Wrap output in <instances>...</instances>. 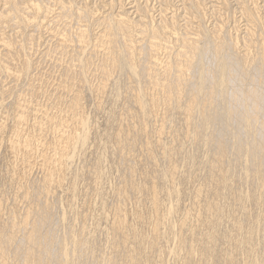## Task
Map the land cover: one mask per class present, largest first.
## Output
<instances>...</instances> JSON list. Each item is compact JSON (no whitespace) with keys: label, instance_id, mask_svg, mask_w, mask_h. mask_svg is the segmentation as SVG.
Listing matches in <instances>:
<instances>
[{"label":"bare ground","instance_id":"1","mask_svg":"<svg viewBox=\"0 0 264 264\" xmlns=\"http://www.w3.org/2000/svg\"><path fill=\"white\" fill-rule=\"evenodd\" d=\"M194 1L192 0L193 3L191 2V5L195 7L193 11L202 14L201 2L195 3ZM0 3L2 4V9L0 10V115L5 118L4 120H10L6 124L7 126L4 123L0 124V149H5L4 147L1 148L4 145L5 147L8 146V150L5 149V152L0 150L1 156L3 155L2 153L6 155L8 152L7 156L3 157L5 158L3 159L4 161L0 159L3 161L2 164L0 163L2 166L0 167V179H3L2 177L7 178L9 183H13L16 180L19 183H27V176L29 174L28 177L31 176L30 172L33 170V166L40 159L38 167L40 177L39 179L36 178L37 172L34 173L36 177H33L37 181L39 180L37 186L41 190L39 194L34 192V194H37L35 205H33L34 199L32 202L28 201L33 206L30 204L32 207H29L20 215L21 213L18 210L20 208L17 204H13L15 200L13 202L10 200L12 205L8 204L7 197L9 198V196L7 192L10 190L5 191V185L4 189L0 188V264H264V140H262V136H264V117H260L262 114L259 115L262 118L260 122V119L257 120L259 117L256 114L258 108L261 107L257 104L263 101L264 92L260 90L262 86L260 89L256 86V89H248L255 84H248L250 81L247 82L246 79V84L250 86L246 90H242V93L237 90L241 87H237L238 84L235 85V81L243 82L240 86L246 88L244 86L245 80L241 79L243 74H238L239 71H237L236 76L234 75L235 77L232 75L236 71L233 73L231 65L234 61L231 60L232 57L229 60V56L236 54L235 57L237 59L234 57L233 60H238L239 57L245 59L249 52L252 55L251 50H248L251 45L255 44L254 42V44H251L252 38L245 45L247 46L248 44L247 52L244 51L245 54H238L239 50L237 49L239 47L235 48L239 45V39L233 40V34L231 36L228 35L230 40L232 38L231 43L228 38L224 39H228L229 41H227L231 46L233 45V49L237 50L236 53L233 52L234 50L232 51L234 55H231L230 51L231 54L228 56L226 54L229 52L228 45L227 52H224L223 48L228 42L226 43L223 39L224 46L223 42H221L222 34L219 33L222 30L224 31L222 24L219 26L218 23L215 28L213 27L215 29L214 32L209 31L207 35L203 34L199 28L200 26H187L189 29L185 32L186 34L181 35V40L179 39L182 44L180 43L181 47L180 51L177 52L178 56L176 58L178 59L176 61L179 58L184 59H181V62L176 65H171V62V64L161 66L163 62L161 63L158 59V54L161 43L168 36L165 37V35L173 33L174 35L176 34L177 38L178 27L176 20L172 16V20L167 19V21H161L156 25L153 23L155 21L152 20V13L150 14L146 10L147 8H144L141 18L136 21L130 16L132 11H127V8L121 5L119 12L104 20L101 19L102 21L100 20L101 26H104V32L96 39L91 38L93 36H90L92 31L89 32L88 28L91 18L88 21L82 19L83 23H86L85 25L88 23L87 27H84V25H76L79 28L71 27L76 30H67L64 27L65 31H60L59 34H56L58 35V47L67 49L73 43H77L78 45H76L83 47V49L85 46L92 45V43H94L95 47L98 44V40L101 38L102 41V37L106 36L105 39L108 38L107 42L109 41L110 43H106L108 47L110 45L107 48L111 51L108 50L110 55L106 54L110 56L109 61H107L108 59L106 60L108 63L105 62L106 57L103 58L104 63H106L103 65L104 69H101L104 74L102 72V75L100 74L101 77H105V80H103V77L101 79L103 80L101 81L103 86L99 85V91L96 89L98 86L94 88L95 97L101 99V103H98L94 98L96 100L94 102L97 103H95L96 108L93 107V109L103 112V116H101L102 119L105 117L106 124L104 123L105 125L101 127L102 120L99 121L100 118L96 117L95 112L93 111L94 113H92L93 109L89 110L90 108H88L90 102L88 88L92 84L90 86L91 82L88 80L90 75H86L89 71L85 72L88 66L85 68L86 62L84 63L82 53L80 56L71 57L73 60H70L71 62L69 61L68 66L66 65V68H64V70L66 69V74L64 75V72H62L64 77L61 75L62 82L58 86V96L53 101V103L55 102L53 109L57 111L53 110L54 113L56 114L59 110H62L61 107L66 102L64 100L65 93L69 91L73 94V97L70 96V102H67L66 113H63L65 112L64 109L62 112L59 111L60 116L61 113L63 115L66 114L67 118L64 120L63 115L60 117L66 123L63 124L64 129L59 126L62 127V130L58 127L60 131H57L55 119L59 117L55 118L51 109V114L46 113L42 118L40 117L39 123L37 121L38 125H35L37 128L32 125L34 120L32 118H35L37 109H39L37 108L38 100L40 96H46L42 94L43 91L45 92L43 89L47 87V85H44L45 87L43 88V77L40 75L41 79L38 77L39 75H35L36 78L33 77L35 79H31V81L29 78H32L33 74L28 78L31 81L29 83L25 79L28 85L26 83L24 88L29 86V91L27 90L28 92H25V94L29 95H26L29 100L23 101L25 99L23 97L24 99H21L23 102L18 101L20 99L17 100V96L15 97L14 93L22 92L23 88L21 85L24 83V79L20 85L22 89L18 88L21 92H18L19 90L14 91L16 84H13V82L20 84L19 81L21 80L19 78L21 79V77L30 74L32 68V72L34 69L36 70L35 66L37 63L34 65L32 61L35 57L32 56L33 58H31L34 40H36L35 32L42 29V27H49V23L52 21L53 23L61 19V21L63 19H68L69 21L76 14L74 0H59V7L56 11L53 10L52 5L45 3L44 0H26L25 2L0 0ZM112 5L115 6L114 4ZM255 9L254 11L247 8L243 10L244 17L248 21L247 38H244L246 41H248L249 35H256L253 30H258L259 28L257 27L264 24V17L262 19ZM82 10L77 13L83 14ZM95 10L86 7L82 17L86 14H90L93 17L98 12ZM52 14H54L52 16L53 19L49 20ZM80 16L81 14L79 16L76 15L74 18H81ZM201 20L203 19L201 18ZM81 22L79 21L77 24L80 25ZM6 24L8 27L11 24V28H15L13 29L16 32L12 33L16 35L25 33L24 37L27 38L29 43L19 40L22 35L17 37L11 34L6 35V32L3 33V29L7 27ZM2 27L4 28L1 29ZM31 27H35L34 31H32L33 33H27L26 29ZM36 28L37 30H35ZM137 28H140L139 34L137 33L138 31H135ZM261 28L263 27H260L259 32H262V38L258 35L259 32H255L261 38L258 42V44L260 42L261 44L260 46L257 44L259 47L256 50L259 48L260 51L256 52L254 59L259 58V56L256 57L259 53L263 64L255 59L260 66L262 64L261 71L256 70L263 72L261 75H264V28L262 29L263 31H261ZM204 33H207V31ZM210 33L213 34H211L212 40L219 39L221 42H219L220 46L218 47L216 46L217 44H214L217 47L216 52L213 51L215 49L212 50L215 53V55L213 54L215 56L213 59L217 60V63H215V67L216 65L217 67L212 70L213 67L208 65L212 68L211 70L207 69V73L203 71L205 72L204 76L198 69L200 74H197L201 77H197L193 80L194 82H191L193 83V90L188 91V96L185 94L187 92H184V95L188 97V99L184 98V100H187L184 104L182 102L183 95L181 96L184 88H181L185 84L184 81L189 78L186 71H190L189 69L193 68V63L204 62L205 57L202 58L203 55L201 53L207 51L205 47H208V52L210 51L209 44L206 42L207 45L203 46L204 44L201 43L205 50L202 49L200 53L202 57H198V51L201 48L198 47V43L202 42L201 39L205 36L208 37ZM224 36L227 37L225 34ZM207 37L206 40L210 38L207 39ZM26 38L24 39L26 40ZM210 40L209 43L211 44ZM146 42L149 46L146 45ZM249 44L251 45L249 46ZM145 45L147 48L150 47L149 53L147 52L146 54L143 53ZM79 48L77 47L75 50L77 51ZM92 49L93 47L87 53L93 51L94 56L96 52H94L95 49ZM212 51L207 52V54L210 56ZM220 51L224 52L228 57L224 58L226 56L223 55L224 57L219 58L220 60L218 61L216 58L221 57ZM74 54L76 53L74 52ZM74 54L72 53L71 55ZM88 56L85 60L88 59ZM93 56H89V58L92 60ZM199 58L201 60L198 61ZM210 58L208 59L212 61L213 59L211 60ZM247 59L246 61H248ZM182 60L186 64H182ZM246 61L241 60V63ZM209 62L205 63L208 64ZM249 62L252 61L249 60ZM205 63L204 65H206ZM196 65L194 67H196L195 70L198 72L197 67L200 64L199 66ZM257 65H253V67ZM99 66L100 68L102 67L101 65ZM162 67H164V76L169 73L168 77L170 75L173 76L170 71L178 70V78L176 76L178 72L174 71L178 81L172 83L173 81L171 80L172 82L169 81L171 82L169 83L167 80V83L164 81L165 84H160L158 77ZM121 70H125V76L122 71L123 73L119 74L123 76L117 81L116 78L118 77H116L115 81H113L112 72H120ZM183 70L188 75L187 78H185ZM243 71L247 73L246 68L245 70L243 68ZM114 74H117V72ZM192 74L194 75V73ZM1 76H6L5 79L8 77V80L12 78L13 82L10 83L14 87L8 88L11 85L8 82L6 83L7 80L2 82ZM195 76L197 75L195 74ZM206 76L210 77L212 81H215L213 79L217 77L214 82L217 83L216 86L210 79L214 85L209 82L211 87H206L204 84L209 81ZM248 76L246 77L248 78ZM112 78L113 87L111 88L109 84L112 82L108 83L107 81ZM170 78L168 79L170 80ZM261 78L264 77H256V80H261ZM188 80L191 81L190 78ZM230 80L231 82L234 81L233 83L237 87L235 91L240 92L235 96L231 93L233 98L241 103L243 101L242 97L248 100L245 104L244 99L245 105L241 104L246 106L244 108L246 111L243 114L244 109L241 108V110L243 109L241 111L243 115L240 116V112L238 113L241 118H239L238 126L231 128L235 125H228L229 132L227 133L226 131L228 130L225 131L223 128L222 134L225 131L227 135L223 134L220 140H218L219 137L216 140L213 137L212 130L220 122L226 123L230 114L233 115L231 119L236 118V110L238 112L240 109L235 107L236 110L232 109L235 111L232 113V107L230 106V113L224 106L225 110H222L224 108L221 104H225L224 94L228 91H225V89L229 87L227 85ZM253 80L254 78H252ZM263 82L261 80L260 83L262 84ZM3 83L9 86L7 87ZM45 83H47V80H45ZM19 84L16 86L19 87ZM186 84L188 83L186 82ZM109 86L111 88L109 92L112 91V94L109 93L110 96L108 95V99H106L108 102L106 101L107 103L105 102V104L104 98L108 94ZM156 87L162 88L164 90L163 94H165L162 102L164 101L165 103H163L166 104L167 110L165 111L167 113H164L163 117L158 114L162 98H156L152 91H149L150 89L154 91ZM56 89L57 87L55 91H57ZM187 89L189 90V88ZM235 91L232 90L231 92L234 94ZM46 93L47 91L44 94ZM92 93L93 91L90 94L94 96ZM227 93L229 98L231 96L230 92ZM25 94L23 93L22 95L25 96ZM12 95L18 102L13 101ZM214 95H218L219 98V108L216 106V109L213 107V104L217 103V98L214 100ZM19 96L21 97V95ZM6 97L12 98L10 109L7 106L9 104L5 101ZM227 97H225L226 100ZM230 98L228 102L232 101V97ZM91 99L93 104V98ZM4 101L5 104L7 103V109L4 107ZM39 102H41V98ZM247 103L250 104L248 108L247 105L249 104ZM226 104L228 105L229 103L226 102ZM238 106L239 104L237 108ZM49 107L51 108V106ZM162 107L164 106L162 105ZM263 108H260L259 111ZM98 111L97 113H99ZM196 119H199V121ZM9 122H12L13 125H9ZM99 122L101 126L98 124ZM5 123L7 122L5 121ZM58 125H61V123H58ZM8 126H11V128L9 127L11 131L7 129ZM219 126L215 130L221 128ZM255 127L258 128L259 132ZM35 128L42 132L41 135L44 134L41 136L42 140L37 139L42 141L41 145L39 144L42 150L41 147L38 148L39 145L36 142L35 137L37 135L35 133L37 130ZM15 129L20 130L18 131L19 134ZM253 131L261 135L262 141L260 138L256 140L260 135H257L255 139L253 138L252 140L255 141L252 143L250 139V143L247 141L248 139L246 140L248 143L243 141L245 140L243 135H251ZM236 132L239 134L237 135ZM7 133L10 136L11 134H16L15 138L12 137V139H8L5 142L6 136H9ZM94 133L97 135H92ZM253 133L256 134L255 132ZM6 143L8 144L6 145ZM38 150H41V152L39 153ZM20 154L23 161L21 160L20 165H17L16 162L19 160L16 161L14 158H17ZM90 156L93 159H90ZM122 161L124 162L121 163ZM122 165L123 167H121ZM2 183H0L1 187L3 186ZM37 186L35 185V188ZM9 187L7 186L8 189H10ZM11 188L13 190V187ZM10 193L13 192L10 191ZM61 193L63 198L60 199L58 195ZM31 195H29V198ZM14 198L17 199L18 197ZM55 198L58 200L56 204ZM26 201L27 199H24L23 205L27 203ZM58 207L62 212V215L59 214L61 219H59V216L57 219L55 214L54 216L56 217L55 219L61 220L62 223L60 224L63 227L62 229L59 228V230L61 229L63 232L62 234L60 233L61 236L59 234L58 238V235L55 237L56 233L54 234L55 239L57 238L54 244L53 239H51L52 233L50 234V232H53L51 230L56 227L54 224L57 221L52 219V215ZM50 218L52 222L55 221L53 222L54 228L46 226L49 225ZM59 222L57 223L59 224ZM42 223L45 225H42ZM57 223L56 225L59 227ZM48 228L52 229L48 230ZM19 237L23 240L21 244L19 243L21 240H18Z\"/></svg>","mask_w":264,"mask_h":264},{"label":"rangeland","instance_id":"2","mask_svg":"<svg viewBox=\"0 0 264 264\" xmlns=\"http://www.w3.org/2000/svg\"><path fill=\"white\" fill-rule=\"evenodd\" d=\"M19 1H22V2H25L24 0H19ZM45 1V3H49L50 5H52V8H53V10H55L56 11V9L59 7L58 5V3H59V0H57V2H55L56 0H51V2H50V0L49 1H47V0H44ZM81 1V2H80ZM121 1V2H120ZM188 1V2H187ZM194 1V0H193ZM204 1V2H203ZM226 1V2H225ZM240 1V2H239ZM255 1V2H254ZM258 1V2H257ZM166 2V3H165ZM185 2V3H184ZM191 2H192V0H74V3H75V6H76V11H75V16L73 15L72 16V18H70L69 19V21H68V19L66 20V19H63V21H61V20H58V22L56 21V23L54 22L53 23V21L52 22H50L49 23V27H47L46 26V28L45 27H42V29H40L39 31L37 30V28L35 29V30H37L36 32H35V34H36V40H34L35 41V43H34V49L32 50V52H31V58H33L32 56H34L35 58H33L32 59V61H33V63H34V65H36V63H37V65L35 66L36 67V70L34 69V73L30 70V74H28V75H26V76H28V77H26V76H23V77H21V79L19 78V80H21V81H19L20 82V84L17 82V83H14L13 82V80H11V79H9L8 80V77H7V79H5L6 78V76L4 77V76H1V80L3 79V81L2 82H4V81H6V83L8 82L9 83V85H11L12 83H10V82H13V84H16V85H18L19 84V87H17L16 85H15V88H14V91L16 92V90H19L18 88H20V90L22 89V92H23V90H24V94H25V92L27 93L28 91H29V86H27V88H24V87H26V83H27V81H28V83L29 82H31L33 79H35L36 77H35V75L37 76V75H39L38 77H40L41 78V76L43 77V79H42V81H44L43 82V88L47 85V87H46V89H43V90H45V92L47 91V93L46 94H44L45 92L43 91V95H46V96H40V98H41V102H39L40 101V98H39V100H38V104H37V108H39V109H37V114L35 115V118H32V119H34L32 122L33 123H35V124H33L32 122V125H34V127H36L35 125H38L37 124V121H38V123H39V121L41 120L40 119V117L42 118L43 117V115L44 114H46V113H52L51 111H50V109L53 111V110H55V109H53V107H54V105H55V102L53 103V101H55L56 99L55 98H57V96H58V86H60V82H62L61 80H62V77H64V75L66 74L65 72H66V69L64 70V68H66V65L69 63V61L70 60H73V59H71V57L73 58L75 55L76 56H80L82 53H83V56H84V63L86 62V64H85V68H86V66H88L86 69H85V72H87V70L90 72H87L86 73V75L87 76H89V78H88V80H89V82H91L90 83V86H91V84H92V86L90 87V88H88L89 89V100H90V102H89V106H88V108H90L89 110H92L93 109V107H95L96 108V106H95V103H97V102H94V100L96 99L97 101H98V103L100 102L101 103V99H99L98 97H95L96 95V93H94V91H95V89L94 88H96L97 86V91H99L98 89L100 88V86L99 85H101V86H103V82L101 83V81H103V80H105V77H103V80H101L102 79V77H101V75H102V73L104 72V71H102L103 69H104V67H103V65L104 64H106V63H108L107 61H109V59H110V56H108V55H110L109 54V51H111V50H109L108 48L110 47V45H109V47H108V44H110L109 43V41L107 42V40H108V38L107 39H105V37H102L103 39H102V41H101V38H100V40H98V44L94 47V43H92V47H93V49H95V51L94 52H96L95 53V55L93 56V51H91L90 53H87V52H89V50H91V46L90 45H88L87 47L85 46V48L83 49V47H81V46H77L78 44L77 43H73V45L72 46H70L69 48H67V49H65V48H60V47H58L59 45H58V41H57V36L58 35H56V34H59L60 33V31L62 32V31H65V28L68 30V29H72L73 27L74 28H79L78 26H83L84 25V27L86 26L87 27V25H88V23H87V25H85L86 23L84 22L83 23V20L84 19H86L87 21H88V19L89 18H91L90 20H89V25L91 26H89L88 25V28H89V32H91V35L90 36H92L91 38L92 39H96V37H98V36H100L103 32H104V26L102 25L101 26V23H100V20L102 19V20H104L105 18H108V17H110L111 15H114V14H116L117 12H119V10H120V7H121V5L124 7V8H127V11H129V12H131V18L133 19V20H139L140 18H141V16H142V14H143V12H144V10L146 9V10H148L149 11V13L151 14V16H152V20H154L155 22H153L154 24H159L161 21L162 22H164L165 20L167 21V19H170V20H172L171 18L173 17L174 18V20H176V23H177V27H178V33H177V38H176V34L174 35L173 33H167L166 35H165V40L163 41V42H165V43H161V46H160V48H159V54H158V59L160 60V62L162 63V65L161 66H166L167 64H171V62H172V64L171 65H176V64H179L180 62H181V59H184V58H179V62L178 61H176L178 58H176L178 55V51H180V45L182 44V42H179L180 40H181V35H183V34H186L185 32H187V30L189 29V27H187V26H192V27H196V26H200L199 28H200V30L203 32V34L205 35H207L208 34V32L209 31H211V32H214V30L215 29H213V27L215 28L217 25H218V23H219V26L221 25V26H223L222 28L224 29V31H223V33L227 36V37H225L224 36V34L222 33V31L221 32H219L220 34H222L221 35V42H223V39L224 38H228V35L229 36H231L232 34V38H233V40H238L239 41V45L235 48V49H237L238 47H239V49H237V50H239L237 53L238 54H240V53H243V54H245L244 53V51L245 52H247L246 50L248 49L247 48V46H248V44H247V46H245L246 45V43H248L249 42V40H250V38H252L251 39V44H254V45H251V44H249V46L251 45V48L250 49H248V50H251V53H252V55L250 54V52H249V54L247 55V58H245V59H241V57H239V59L238 60H242V61H246V59L249 61H252V62H249L248 63V61H246V62H243V63H241V60L240 61H238V60H233V58L237 55H234V53H236V51L237 50H234L233 49V45L231 46L230 45V43H231V40H232V38H231V40H230V38H228L229 40H230V43L228 42L229 40L228 39H224L225 40V42L227 43L226 44V46H225V43L223 42V44H224V46L225 47H223L224 48V52H227V50L229 51V52H227L226 54L229 56V54H231L232 53V51L234 52V53H232L231 55H234V56H229V60H230V57H232V61H234V62H230L232 65V68H233V73H235V71H236V73L235 74H232L233 76L235 75H237V71H239L238 72V74H240V75H242L243 74V76H241V79H246L247 80V82L248 81H250V82H248V84L250 83L251 85H254L253 87L252 86H248V84H246L247 82H246V80L244 81V86H246V88H244V87H242V86H240L242 83L240 82L239 83V81L238 82H236L235 81V85L236 84H238V86L237 87H241V88H238L237 90H240V92L242 93V90H246L248 87V89H250V88H255V86L258 88V89H260L261 88V86H262V88L260 89L261 91L263 90V92H264V78H261V80H262V84L260 83L261 82V80L259 81L258 79L256 80V77H264V75H261V73H263V72H258V70L259 71H261L260 70V68L262 67V64H263V60L261 59V56H260V54L258 53V55H256V57H258L259 56V58H255V59H257L258 61H260V63L262 62V64H261V66H260V64H259V62L256 60L255 61V59H254V57H255V54H257L256 52L258 51H260V49L258 48L257 50H256V48L257 47H259L260 46V44H261V42H260V44H258V42L260 41V39L262 38V36H261V33L259 32L260 30V27H263L264 28V24L263 25H261L260 27L258 26L257 28H259L258 30L256 29L255 31L253 30V33L254 34H256L257 35V33H255L256 31L257 32H259L258 33V35H260V37L257 35H249L248 37V41H246L245 39L247 38V34H246V29H247V26H248V21L245 19V17H244V13H243V10H244V8H247V9H249V10H251L252 9V11H254V9H255V11L258 13V15L263 19V17H264V0H195L194 2L196 3V2H201V5H202V14H200V13H196L195 11H193V10H195V7L194 6H192L191 5ZM246 2V3H245ZM81 3V4H80ZM107 3V4H106ZM145 3V4H144ZM148 3V4H147ZM193 3V2H192ZM226 3V4H225ZM230 3V4H229ZM54 4V5H53ZM86 4V5H85ZM112 4H114L115 6H113ZM118 4H120V5H118ZM184 4V5H183ZM210 4V5H209ZM217 4V5H216ZM239 4V5H238ZM249 4V5H248ZM93 5V6H92ZM102 7H101V6ZM148 5V6H147ZM243 5V6H242ZM134 6H136V7H134ZM147 6V7H146ZM169 6V7H168ZM193 8H192V7ZM224 6V7H223ZM240 6V7H239ZM249 6V7H248ZM254 6V7H253ZM86 7H89V8H92V9H96L95 11L97 12V14H95V15H93V17H92V15H88V14H86V15H84L83 17H82V15L84 14V9L86 8ZM141 7H143V8H141ZM152 7V8H151ZM155 7V8H154ZM251 7H253V8H251ZM138 8H139V10H138ZM145 8V9H144ZM224 8V9H223ZM242 8V9H241ZM263 8V9H262ZM2 9V4L0 3V10ZM78 9H80V10H78ZM83 9V10H82ZM106 9V10H105ZM113 9V10H112ZM143 9V10H142ZM174 9V10H173ZM207 9V10H206ZM81 10H82V12H83V14L82 13H79V14H81V18H79V17H77V18H74V17H76V15L77 16H79V14L77 13V12H81ZM153 10V11H152ZM163 10V11H162ZM229 10V11H228ZM94 11V12H95ZM112 11H114V12H112ZM184 11V12H183ZM197 11V10H196ZM206 11V12H205ZM231 11V12H230ZM238 11V12H237ZM241 11V12H240ZM194 12V13H193ZM198 12V11H197ZM220 12H221V14H220ZM185 13V14H184ZM203 13H204V15H203ZM206 13V14H205ZM241 13V14H240ZM256 13V14H257ZM260 13V14H259ZM191 14V15H190ZM212 14V15H211ZM89 17H88V16ZM160 15V16H159ZM175 15V16H174ZM186 15H187V17H186ZM52 16H54V14H52L51 15V17L49 18V20H51V19H53V17ZM172 16V17H171ZM189 16V17H188ZM198 16V17H197ZM227 16V17H226ZM86 17V18H85ZM88 17V18H87ZM183 17V18H182ZM220 17V18H219ZM229 17V18H228ZM186 18V19H185ZM195 18V19H194ZM201 18L203 19V20H201ZM214 18V19H213ZM83 19V20H82ZM193 19V20H192ZM217 19V20H216ZM65 20V21H64ZM73 20H74V22H73ZM81 20H82V22H81ZM85 20V21H86ZM101 20V21H102ZM188 20V21H187ZM192 20V21H191ZM198 20V21H197ZM237 20V21H236ZM264 20V19H263ZM81 22L80 23V25L79 24H77L78 22ZM86 21V22H87ZM97 21H99L98 22V24H97ZM191 21V22H190ZM218 21V22H217ZM230 21V22H229ZM62 22V23H61ZM169 22V21H168ZM215 22V23H214ZM221 22V23H220ZM83 23V24H82ZM100 23V24H99ZM225 23V24H224ZM7 25V24H6ZM76 25H78V26H76ZM185 25V26H184ZM195 25V26H194ZM227 25V26H226ZM235 25V26H234ZM9 26L10 27H8V25H7V27H5V29H3L4 27H2L1 29H3L4 31H3V33L4 32H6L7 34L6 35H8V34H11V35H14V36H17V37H19L20 35H22V34H20V35H16V34H14V33H12V32H16L13 28H11L12 27V25L11 24H9ZM52 26H53V28H52ZM63 27V28H62ZM65 27V28H64ZM72 27V28H71ZM185 27V28H184ZM6 28H7V30H6ZM9 28H11V29H13V30H11V29H9ZM35 27H31V28H28V29H26L27 31V33H33L32 31H34L33 29H34ZM56 28V29H55ZM87 28V29H88ZM181 28V29H180ZM263 28H261V31H263L262 29ZM32 29V30H31ZM45 29V30H44ZM254 29H255V27H254ZM46 30H48V31H46ZM72 30H76V29H72ZM186 30V31H185ZM11 31V32H10ZM55 33H53V32ZM135 31H138L137 33L139 34L140 32V28H137ZM207 31V33H204V32H206ZM177 32V31H176ZM183 32V33H182ZM137 33H135L136 35H138ZM25 34V33H24ZM22 35V36H20V38H19V40H21V41H24V42H28L29 43V41L27 40V38L26 37H24L25 35ZM41 34V35H40ZM173 34V35H172ZM211 34L212 33H210V35L207 37V36H203L204 38H202L201 39V41L202 42H200V43H198V47L200 48L199 50L200 51H198V57H202V56H200V53L202 52L201 50L203 49V50H205V48H206V52H202L201 53V55H203V57L202 58H204V62H202V63H195V64H197L196 66H199V64H200V66L199 67H197V70L199 69L200 70V73L202 74V76H204L205 75V72L207 73L208 72V70L207 69H210L211 70V68H212V70L213 69H216V67H217V65H216V67H215V63H217V60H215V59H213L215 56V53H213V51L214 52H216V48L218 47V46H220V41H219V39H216L215 41H214V39L212 40V37H211ZM245 34H246V36H245ZM52 35V36H51ZM54 35V36H53ZM173 37H172V36ZM178 35H179V37H178ZM213 35V34H212ZM139 36V35H138ZM137 36V37H138ZM237 36V37H236ZM252 36H254V37H252ZM26 38V40L24 39V38ZM55 37V38H54ZM206 37H207V39L209 38V39H211L210 41H211V44L209 43V39L208 40H206ZM236 37V39H234ZM24 40H23V39ZM39 38V39H38ZM245 38V39H244ZM55 39V40H54ZM166 39H168V40H166ZM180 39V40H179ZM218 40V41H217ZM228 40V41H227ZM102 43H101V42ZM205 41V42H204ZM246 41V42H245ZM23 42V43H24ZM100 42V43H99ZM169 42V43H168ZM209 44L208 46H209V48H210V51H212L213 49H215V50H213L212 51V54L210 55V56H213V57H211L210 58V56H209V54H207V52H208V47H203V46H206L207 45V43ZM212 42H216V43H212ZM220 42V43H219ZM245 42V43H244ZM254 42V43H253ZM106 43H108V44H106ZM170 43H171V45H170ZM181 43V44H180ZM201 43L202 44H204L203 46L201 45ZM206 43V44H205ZM48 44V45H47ZM77 44V45H76ZM163 44V45H162ZM214 44H217L216 46H214ZM222 44V45H223ZM259 46H258V45ZM107 45V46H106ZM146 45L147 46H149L148 44H147V42H146ZM144 46V48H143V53H149V51H150V47H148L149 48V50H148V48H147V46ZM178 45V46H177ZM227 45H228V49H227ZM230 45V46H229ZM255 45H257L256 47H252V46H255ZM75 46V47H74ZM98 46V47H97ZM102 46V47H101ZM105 46V47H104ZM210 46H212V47H210ZM50 47V48H49ZM58 47V48H57ZM79 48V50H80V52H79V50L77 49V51L75 50L76 48ZM108 47V48H107ZM173 47V48H172ZM230 47H232L231 49H230ZM37 48V49H36ZM87 48H89V49H87ZM97 48V49H96ZM167 48V49H166ZM222 48V49H223ZM245 50H244V49ZM247 48V49H246ZM51 49V50H50ZM61 49V50H60ZM64 49V50H63ZM92 49V50H93ZM145 49V50H144ZM173 49V50H172ZM36 50H38V51H36ZM68 50V51H67ZM109 50V51H108ZM34 51V52H33ZM71 51H73L72 53L74 54V52L76 53V54H74V55H71L72 53H71ZM82 51V52H81ZM84 51V52H83ZM107 51H108V53H107ZM168 51V52H167ZM209 51V52H210ZM230 51H231V53H230ZM37 52V53H36ZM39 52V53H38ZM61 52V53H60ZM208 52V53H209ZM224 52H221L220 51V55H221V57H218V58H216V59H218V61L221 59V58H223L224 56L223 55H225L226 57H224V58H227L228 56L224 53ZM42 53H43V55H42ZM49 53V54H48ZM65 53V54H64ZM71 53V54H70ZM175 53V54H174ZM223 53V54H222ZM254 53V54H253ZM33 54V55H32ZM62 54V55H61ZM92 54V55H91ZM106 54H108V55H106ZM205 54H206V56H205ZM214 54V55H213ZM47 55V56H46ZM87 55H89V56H93L94 58H92V60L94 61V62H90V61H92L90 58H89V56H88V59H86L85 60V58H87ZM170 55V56H169ZM108 56V57H107ZM208 56V57H207ZM252 56V57H251ZM104 57H106V59H105V62L106 63H104ZM180 57V56H179ZM207 57V58H206ZM251 57V58H250ZM40 58V59H39ZM208 58H210L212 61H210ZM220 58V59H219ZM254 60H253V59ZM60 59V60H59ZM69 59V60H68ZM108 59V60H107ZM235 59H237L236 57H235ZM37 60V61H36ZM40 60V61H39ZM88 60H90L89 61V63L91 64H89L88 63ZM107 60V61H106ZM195 60H196V58H195ZM199 60H201V58H199L198 59V61ZM206 60V61H205ZM215 60V61H214ZM176 61V62H175ZM197 61V62H198ZM210 61V62H209ZM236 61H238V62H236ZM44 62V63H43ZM71 62V61H70ZM178 62V63H177ZM185 61L184 60H182V64H186V63H184ZM205 62H209L208 64L207 63H205ZM39 63V64H38ZM175 63V64H174ZM204 63L207 65V67H205L206 65H204ZM211 63V64H210ZM214 63V64H213ZM256 63V64H255ZM87 64H89V65H87ZM195 64L193 63V68H191V69H189L190 71H188L187 69V71H186V73L189 75H187L185 72H184V70H183V72H184V76H185V78H187V76L190 78V80L191 81H189L188 79L189 78H187V80H183L184 81V83L186 84V82L188 83V84H184L183 86H182V88L181 89H183V91H182V94H181V96L183 95V100H182V102H184V104H185V101H187V100H184V98L185 99H188V91L190 92V90H193V83H191L193 80H195L197 77H201L200 75H198L197 73H199V70H198V72L195 70L196 69V67H194L195 66ZM202 64V65H201ZM245 64H246V66H245ZM257 64H259V65H257ZM99 65H101L102 67L100 68V66ZM208 65H211L212 67H210V66H208ZM214 65V66H213ZM236 65V66H235ZM247 65H249V66H247ZM252 65V66H251ZM253 65H257V66H254L253 67ZM68 66V65H67ZM204 66V67H203ZM235 68H234V67ZM34 67V66H33ZM34 67V68H35ZM249 67V68H248ZM256 67V68H255ZM237 68V69H236ZM241 68H242V71H243V68H244V70H245V68H246V70H247V73H244V71L242 72L241 71ZM252 68H253V70H252ZM255 68V69H254ZM76 69H77V67H76ZM100 69V70H99ZM102 69V70H101ZM164 67H162V69L160 70V75H159V77H158V79L160 80L159 82H160V84H165V83H167V80H168V82L169 81H171L172 83H174L175 81L177 82L178 81V79H176V76H177V78H178V75H179V71L177 70H173V72L175 71L176 73H177V75L175 76L174 74H176L175 72L173 73L172 71H170V73H172L173 74V76L172 75H170V77H172V78H170V77H168L169 75V73L168 74H165V76H164ZM195 71H194V70ZM256 69H258V70H256ZM255 70V71H254ZM124 73H123V72ZM194 71V72H193ZM203 71H205V72H203ZM254 71V72H253ZM32 72V73H31ZM62 72H64L63 74H62ZM102 72V73H101ZM115 72H117V74H114ZM114 73L112 72V77L114 78V80H113V78L111 79V80H108L107 82L108 83H110V82H112V83H110L109 85H111V88L113 87V81H115V78L116 77H118V78H116V81L117 80H119L120 79V77L121 76H125V70H121L120 72L119 71H115ZM196 72V73H195ZM246 72V71H245ZM249 72V73H248ZM257 72V73H256ZM119 73H123V75L121 74H119ZM192 73H194V75L192 74ZM199 73V74H200ZM250 73H251V76H250ZM255 73V74H254ZM260 73V75L258 76V74ZM34 74V76H32ZM47 74V75H46ZM101 74V75H100ZM104 74V73H103ZM115 75V77H114V75ZM161 74H163V75H161ZM183 74V73H182ZM193 76H192V75ZM195 74L197 75V76H195ZM41 75V76H40ZM61 75H62V77H61ZM118 75V76H117ZM168 75V76H167ZM245 75V76H244ZM247 75H249L248 76V78L246 77ZM252 75H253V77H252ZM255 75V76H254ZM29 76L31 77L32 76V78H29ZM105 76V75H104ZM183 76V77H184ZM216 76V75H215ZM214 76V77H215ZM234 76V77H235ZM33 77H35V78H33ZM37 77V78H38ZM193 77V78H192ZM244 77V78H243ZM246 77V78H245ZM28 78L31 80H28ZM111 78V77H110ZM163 78V79H162ZM167 78V79H166ZM168 78H170V80L168 79ZM175 80H174V79ZM249 78H251V79H249ZM252 78H254V80L252 81ZM24 79V80H23ZM25 79L27 80V81H25ZM48 79H49V82H48ZM122 79V78H121ZM199 79V78H198ZM206 79H208V80H205V81H208V83L207 82H205V86L206 87H208V88H210L211 87V83L213 82H215L216 81V79H217V77H216V79L214 78L213 80H215V81H212V79L210 78V77H207L206 76ZM210 79H211V81H210ZM11 80V81H10ZM24 81V83H23V81ZM45 80H47V83H45ZM91 80V81H90ZM113 80V81H112ZM58 81V82H57ZM163 81V82H162ZM164 81H165V83H164ZM241 81H243V80H241ZM253 83H252V82ZM256 81V82H255ZM171 82H169V83H171ZM175 82V83H176ZM190 82V83H189ZM194 82V81H193ZM209 82H211L210 83V85H209ZM234 82V81H233ZM233 82H231V80L230 81H228V85L227 86H229L227 89H225V91L226 90H228V91H224L225 92V96H224V103L225 104H221L222 106H223V108H224V106L226 107V110H228L229 112H230V108H231V111H233L234 109H235V107H236V109H239L238 110V112H237V110H236V118L234 117V119L232 120L231 119V117H233V115L232 114H230L229 116V118H228V120H227V122L226 123H219L216 127H218L219 125V127H221V128H218V130H215V128L212 130V133L214 134L213 135V137L217 140L218 138L217 137H219V139L218 140H220V138H222L221 137V135H227L226 133L227 132H229V130H228V128H229V126L228 125H235V126H233V127H231V128H236V125L238 126V124H239V120L241 119L240 118V116H242L243 114H244V112L246 111L244 108L246 107V106H243V105H241V104H244V99L245 98H241V99H243V101H242V103L238 100V102H237V100L235 99V98H233V96H235V95H238V93H240L239 91H235L236 90V86L234 85V83ZM6 83L4 84L3 83V85H6ZM23 83V84H22ZM28 83H27V85H28ZM45 83V84H44ZM58 83V84H57ZM60 83V84H59ZM94 83V84H93ZM209 85H207V84ZM212 83V85H214L215 84V86H216V84L217 83H214L213 84ZM232 83V84H231ZM257 83V84H256ZM258 83H260V84H258ZM22 84V85H21ZM8 84L6 85L7 87L9 86ZM20 85H21V87H20ZM45 85V86H44ZM108 85V84H107ZM187 85H190V86H187ZM231 85V86H230ZM260 85V87H258ZM184 86H186L187 88H189V90L186 88V87H184ZM214 86V87H215ZM226 86V87H227ZM233 86H235L234 88H233ZM11 87H14V85L12 86H10V87H8V88H11ZM48 87H49V89H48ZM54 87V88H53ZM57 87V91H55V88ZM213 87V86H212ZM225 87V88H226ZM92 88H93V90H92ZM110 86H109V90H108V94L105 96V98H104V103L107 101L106 99H108V95H109V93L110 94H112V91L111 92H109L110 91ZM203 88H205V87H203ZM13 89V88H12ZM88 89H86V90H88ZM157 89V90H156ZM206 89V88H205ZM256 89V88H255ZM18 91V92H21V91ZM26 90V91H25ZM28 90V91H27ZM49 90V91H48ZM159 90V91H158ZM185 90V91H184ZM187 90V91H186ZM235 91V93L237 92V94H233V92H231V91ZM250 90H253V89H250ZM13 91V92H14ZM91 91H93V95L94 96H92L91 94H90V92ZM96 91V92H97ZM149 91H152V94H154V96L157 98H159V99H161V102H162V100H163V98H165V94H163V89L162 88H160V87H156L155 89H154V91L152 90V89H150ZM155 91H158V92H155ZM14 93V95H15V97H16V99L18 100V99H20V100H18V101H20V102H23V101H25L26 99H27V101L29 100V95L28 94H25V96H23L22 94L23 93ZM54 92V93H53ZM154 92V93H153ZM184 92H187V93H185L186 95H184ZM227 92H230V95H231V93H232V95L231 96H229V98L227 97L229 94L227 93ZM262 92V93H263ZM51 95H50V94ZM69 93H71V92H67V93H65L64 94V100H66V102H65V104L64 105H62V110H59V111H63V109L65 110V112H63V113H66V109H67V106H68V103L70 102V99H71V97H73V94L71 93V94H69ZM151 93V92H150ZM165 93V92H164ZM226 93H227V95H226ZM13 94V93H12ZM17 94V95H16ZM21 95V97L19 96V95ZM41 94V95H42ZM67 94V95H66ZM69 94V95H68ZM160 94V96L162 95V96H164V97H160V96H158ZM14 95H12V97H13V99L15 98L14 97ZM26 95H28V96H26ZM53 95H55V96H53ZM66 95V96H65ZM90 95H91V97H90ZM71 96V97H70ZM110 96V95H109ZM186 96V97H185ZM215 96V98H214V100H216V98H217V103H215V104H213V107L216 109V106L219 108V104H218V95H214ZM217 96V97H216ZM25 99H24V98ZM27 97V98H26ZM50 97H52L51 99H50ZM53 97H54V99H53ZM225 97H227V100H226V98ZM230 97H232V101H229L228 102V99L230 100L231 98ZM263 97H264V93H263ZM10 98V99H9ZM24 99L23 101H21V99ZM43 98V99H42ZM69 98V99H68ZM91 98H93V104H92V99ZM95 98V99H94ZM110 98V97H109ZM6 99H9V100H6ZM31 99V98H30ZM49 99H50V101H49ZM99 99V100H98ZM236 101H235V100ZM263 99V98H262ZM262 99H261V101H262ZM17 100H13L14 102L15 101H17ZM95 100V101H96ZM102 100H103V98H102ZM165 100V99H164ZM5 101L9 104V105H7L8 106V109H10L11 107H10V103H12V98L11 97H6L5 98ZM5 101H4V104H5ZM9 101V102H8ZM11 101V102H10ZM17 101V102H18ZM220 101V100H219ZM246 101L248 102V100L247 99H245V104H246ZM263 101H264V99H263ZM263 101L262 102H259L257 105H259V106H261L260 108H263V105H264V103H263ZM68 102V103H67ZM108 102V101H107ZM106 102V103H107ZM160 102V103H161ZM164 102V101H163ZM161 103L160 104V106H159V110L161 111V108H163L162 109V111L160 112L159 110H158V114L160 115V117H163L167 112L165 111V110H167L166 108L167 107H165L166 106V104H164V103ZM226 102L227 103H229L228 105L226 104ZM238 103L239 104V106H238V108H237V105H236V103ZM240 102V103H239ZM250 102V101H249ZM6 103V104H7ZM37 103V102H36ZM35 103V104H36ZM40 103V104H39ZM105 103V104H106ZM230 103H231V105H230ZM234 103H235V105H234ZM260 103H261V105H260ZM6 104L4 105V107H6V109H7V106H6ZM91 104H92V106H91ZM217 104V105H216ZM244 104V105H245ZM247 104H249V103H247ZM12 105V104H11ZM40 105H41V108H40ZM67 105V106H66ZM94 105V106H93ZM162 105L164 106V107H162ZM215 105V106H214ZM234 107H233V106ZM49 106H51V108L49 107ZM227 106H228V109H227ZM231 106V107H230ZM242 106V107H241ZM250 106V104L249 105H247V108ZM13 107V106H12ZM66 107V108H65ZM60 108V109H61ZM241 108H243L242 110H243V114L241 113ZM246 108V109H247ZM260 108H258V111H256V114H258V116L257 117H259V115H261L260 117H264V115H263V110H264V108L263 109H261V111H259L260 110ZM233 109V110H232ZM46 110V111H45ZM222 110H225V108L224 109H222ZM255 110V109H254ZM50 111V112H49ZM58 111V113H54V111H53V113H52V115L56 118H60L63 114L61 113V116L59 115L60 114V112ZM95 113H94V112ZM97 111H98V109H93L92 110V113H94L95 115H96V117H98V118H100L99 119V121H101L102 120V124L99 122L98 124L101 126V127H103L105 124H106V119H105V117H103V119H102V114H103V112L102 111H98L99 113H97ZM165 111V112H164ZM250 111V110H249ZM43 114H42V113ZM55 112H57L56 110H55ZM235 111H233L232 113H234ZM240 112V116L238 115V113ZM165 113V114H164ZM231 113V112H230ZM1 114V113H0ZM40 114H42L41 116H40ZM59 116H58V115ZM100 114V115H99ZM164 114V115H163ZM64 115H65V117H64ZM63 115V118H64V120H66V114H64ZM102 115V116H101ZM163 115V116H162ZM239 117H238V116ZM1 116V118H2V115H0ZM101 116V117H100ZM257 118V120H259L260 122L262 121L261 119L262 118ZM0 118V124H2V123H4L5 125L6 124H8V121H10V120H4L5 118H2L1 119ZM55 119V121H56V128H58L59 126H62L63 127V129H64V125L63 124H65L66 123V121H64L63 120V118H60V119ZM240 118V119H239ZM37 119V120H36ZM61 120H63L64 121V123H62L63 121H61ZM103 120H104V122H103ZM197 120V119H196ZM236 120V121H235ZM256 120V121H257ZM5 121L7 122V123H5ZM36 121V122H35ZM197 121H199V119L197 120ZM232 121V122H231ZM258 122V121H257ZM260 122H258V123H260ZM58 123H61V125H58ZM105 123V124H104ZM12 124V122L10 123L9 122V125H11ZM13 125V124H12ZM259 125V124H258ZM7 126V125H6ZM11 126H8L7 127V129H9L10 131H11ZM13 127V126H12ZM62 127H59L60 128V130H62ZM99 127V126H98ZM101 127H99V128H101ZM227 129H226V128ZM37 128V127H36ZM35 128V129H36ZM59 128L57 129V131H60L59 130ZM223 128H224V130L226 131V130H228V131H226V133H225V131H224V133L222 134V132H223ZM257 127H255V129H256ZM20 129V128H19ZM102 129V128H101ZM217 129V128H216ZM221 129H222V131H221ZM12 130H13V128H12ZM16 130V129H15ZM20 130H22V129H20ZM20 130H16L17 132L18 131H20ZM37 130V129H36ZM10 131H8L9 133H10ZM14 131V130H13ZM12 131V132H13ZM16 131H15V133H16ZM214 131V132H213ZM216 131V132H215ZM217 131H221L220 132V135H219V132H217ZM257 131L259 132V130H258V128H257ZM239 132V131H238ZM253 132H255L256 133V131H253ZM252 132V136L251 135H243V138H245V140H243V141H245V142H249V139H250V142L252 143V142H254L255 140H252L253 138L255 139L256 137H257V135H260L258 132V134L256 133V134H254ZM14 133V132H13ZM98 133V132H97ZM218 133V134H217ZM237 133V132H236ZM235 133V134H236ZM8 134V133H7ZM18 134H19V132H18ZM20 134L22 135V133L20 132ZM42 134V132H40V130L38 129L37 131H36V133H35V135H37L35 138H36V140L37 139H39V140H42V137L41 136H43V135H41ZM96 133H94V134H92V135H95ZM239 133H237V135H238ZM9 136H6V139H5V142H6V140H8V139H12V137H14L15 138V135L16 134H14V135H12L11 134V136H10V134H8ZM58 135V134H57ZM97 135V134H96ZM216 135V136H215ZM219 135V136H218ZM256 135V136H255ZM40 138H39V137ZM11 137V138H10ZM17 137H18V135H17ZM224 138V137H223ZM259 138H260V140H261V135L258 137V138H256V140H259ZM248 139V140H247ZM39 140H37L36 142H37V144L39 145H41V142L42 141H39ZM247 140V141H246ZM262 140H264V136H262ZM261 140V141H262ZM40 142V143H39ZM247 142V143H248ZM249 142V143H250ZM8 143H6V145H7ZM228 144H230V143H228ZM38 145H37V147H38ZM39 145V147L38 148H40L41 146ZM5 148L6 150H8L7 149V147L8 146H6L5 147V145L4 146H2L1 148ZM5 149H0V150H2V152H5L6 150ZM5 150V151H4ZM41 150H42V147H41ZM41 150H38L39 151V153L41 152ZM1 152V151H0ZM8 153V152H7ZM7 153H6V155H5V153H2L3 155L1 156V153H0V159H5V158H3L4 156H7ZM22 158V156H21V154L17 157V158H14L16 161L17 160H19L18 162H16L17 163V165H20V163L23 161V159H21ZM90 159H93V157L92 156H90L89 157ZM88 158V159H89ZM2 160H0L1 162V164H2V162L4 161H2ZM22 160V161H21ZM39 161H40V159H39ZM39 161L37 162V164L35 165V166H33V170L30 172L31 173V176L30 177H28L27 176V180L26 181H28L27 183L26 182H24V183H19V181L18 180H16L15 182H11V183H9L8 182V180H7V178H4V177H2L3 179H0L1 180V182L0 183H2V181H4V179H5V183L3 182L2 183V187L0 186V188H3L4 187V185H5V191H11V192H13V193H10V191L9 192H7L8 193V196H9V198L7 197V200H8V204L10 203V200L13 202V200H15L14 202H13V204H17V206L20 208V209H18L19 210V213H21L20 215H22L23 214V212H25L29 207L31 208L33 205H35L34 203H36L35 201L37 200V194H39L40 192H41V190H40V187L39 186H37V182H39V180L37 181V179H39V177H40V170L38 171V167H39ZM124 161H122L121 163H123ZM1 164H0V167H2L1 166ZM38 165V166H37ZM78 165V164H77ZM79 165H80V163H79ZM78 165V166H79ZM37 166V167H36ZM82 166V165H81ZM34 167H36V168H34ZM121 167H123V165L121 166ZM124 167H126V165H124ZM38 173L37 175L36 174H34V173ZM86 173H88V172H86ZM37 177H36V176ZM69 175V174H68ZM36 177L35 179H34V177ZM87 176H88V174H87ZM90 176V175H89ZM7 180V181H6ZM31 180V181H30ZM36 180V181H35ZM30 181V182H29ZM35 181V182H34ZM18 182V183H17ZM33 182V183H32ZM9 183V184H8ZM31 183V184H30ZM36 183V184H35ZM12 184H14V185H11ZM16 184H17V186H16ZM20 184V185H19ZM22 184V185H21ZM25 184V185H24ZM33 185V186H32ZM35 185L38 187V189H37V187L35 188ZM39 185V184H38ZM7 186L10 188V189H8L7 188ZM30 186V187H29ZM11 187H13V190H12V188ZM32 187V188H31ZM3 188V189H4ZM6 188H7V190H6ZM35 188V189H34ZM38 191H37V190ZM18 190V191H17ZM35 190V191H34ZM18 192V193H17ZM34 192H38L37 194L35 193L34 194ZM15 195L14 197H18V198H20V200H18V198L16 199V198H14V197H12L13 195ZM33 196H32V195ZM12 195V196H11ZM29 195H31L30 196V198H29ZM28 196V197H27ZM61 196V197H60ZM27 197V198H26ZM31 197H32V199H31ZM22 198V199H21ZM29 198V199H28ZM35 198H36V200H35ZM58 198H63V195H62V193L60 194V195H58ZM24 199L26 200L27 199V203H25V205H23L24 203ZM33 199H34V201H33ZM56 199V198H55ZM28 201H33V205H32V203H30V202H28ZM58 200L56 199L55 200V204H56V202H57ZM17 202H19V203H17ZM20 202H21V204H20ZM58 203V202H57ZM32 206H31V205ZM10 205H12L11 203H10ZM22 208H21V207ZM24 206V207H23ZM17 207V208H18ZM23 209H24V211H23ZM22 210V211H21ZM56 210H58V211H56ZM56 210H54V212H53V217H52V219H54L55 221H57V222H59V224L57 223V222H55V221H53V222H55V226L57 227V225H56V223L58 224V226L59 227H53V222H52V220H51V218L49 219L50 220V222H49V225H46V226H50V227H53L54 229H52V228H48V230H51V231H53V232H50V234L52 233V237H51V239H53V242H54V244L56 243L55 242V240H57V238L59 237V234L61 233L62 234V232L63 231H61V229H62V225L60 224V223H62L61 222V220H57L58 219V216H59V219H61L60 218V216L62 215V212L60 211V209H59V207L58 208H56ZM56 213H57V215H56ZM54 214H55V216L57 217V219H55L56 217L54 216ZM59 214H61V215H59ZM48 220V221H49ZM52 224V225H51ZM42 225H45V224H43L42 223ZM42 225H40V226H42ZM61 226V227H60ZM45 228V227H44ZM59 228H61L60 230H59ZM55 231V232H54ZM56 233V234H55ZM58 233V234H57ZM54 234H55V237L57 236V238L55 239V237H54ZM61 234H60V236H61ZM21 235H23L22 233H21ZM21 237H19L18 238V240H21L20 239ZM20 244L21 243H23V240H21L20 242H19ZM58 245V244H57Z\"/></svg>","mask_w":264,"mask_h":264}]
</instances>
